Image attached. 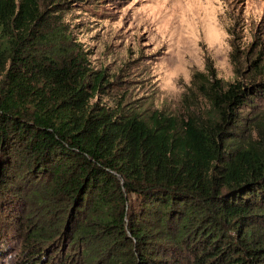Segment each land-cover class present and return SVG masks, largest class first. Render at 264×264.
Returning <instances> with one entry per match:
<instances>
[{
    "label": "trees",
    "instance_id": "trees-1",
    "mask_svg": "<svg viewBox=\"0 0 264 264\" xmlns=\"http://www.w3.org/2000/svg\"><path fill=\"white\" fill-rule=\"evenodd\" d=\"M66 4L0 0V238L14 224L16 264H264V127L239 118L264 81L196 74L205 107L180 118L106 108Z\"/></svg>",
    "mask_w": 264,
    "mask_h": 264
},
{
    "label": "rangeland",
    "instance_id": "rangeland-1",
    "mask_svg": "<svg viewBox=\"0 0 264 264\" xmlns=\"http://www.w3.org/2000/svg\"><path fill=\"white\" fill-rule=\"evenodd\" d=\"M60 2L67 4L55 14L87 52L91 68L103 74V88L91 102L106 108L143 116L161 111L180 118L192 108L205 107L194 85L196 74L213 72L223 86L235 80L245 85L264 81V0ZM252 61L257 70H251ZM249 100L239 118H248L251 129L259 117L264 127V99ZM11 210L19 218L20 212ZM23 210L28 208L24 205ZM20 216L25 225L26 216ZM13 226L3 220L0 249L9 248L0 264H16L23 249Z\"/></svg>",
    "mask_w": 264,
    "mask_h": 264
}]
</instances>
